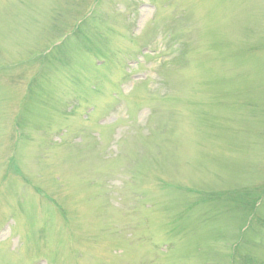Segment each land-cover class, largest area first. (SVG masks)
Here are the masks:
<instances>
[{"label":"rangeland","instance_id":"obj_1","mask_svg":"<svg viewBox=\"0 0 264 264\" xmlns=\"http://www.w3.org/2000/svg\"><path fill=\"white\" fill-rule=\"evenodd\" d=\"M0 264H264V0H0Z\"/></svg>","mask_w":264,"mask_h":264}]
</instances>
